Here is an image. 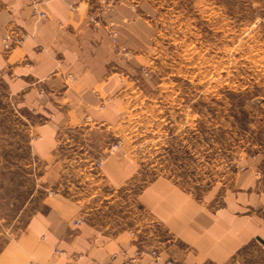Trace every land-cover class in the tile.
<instances>
[{
  "label": "rangeland",
  "instance_id": "rangeland-1",
  "mask_svg": "<svg viewBox=\"0 0 264 264\" xmlns=\"http://www.w3.org/2000/svg\"><path fill=\"white\" fill-rule=\"evenodd\" d=\"M86 3L93 24L109 10L124 11L120 51L136 55L137 68L121 98V120L104 126L87 118L71 131L60 145L56 183L46 189L28 117L0 81V233L13 238L44 195L62 194L79 200L91 223L127 231L135 248L164 259L157 247L163 224L141 200L152 181L202 195L251 166L264 193V0ZM118 152L133 158L137 172L111 188L103 168Z\"/></svg>",
  "mask_w": 264,
  "mask_h": 264
},
{
  "label": "crops",
  "instance_id": "crops-1",
  "mask_svg": "<svg viewBox=\"0 0 264 264\" xmlns=\"http://www.w3.org/2000/svg\"><path fill=\"white\" fill-rule=\"evenodd\" d=\"M90 5L86 0H0V81L28 117L31 152L46 168V189L56 183L60 145L71 131L87 118L104 126L120 122L121 98L137 68V56L124 58L120 51L127 45L124 11L109 10L93 24ZM109 26L122 34L117 46ZM24 34L28 38L18 45L16 38ZM136 168L131 156L118 152L105 163L104 180L120 188ZM141 200L163 224L166 238L157 247L164 260L264 264V193L253 167L202 195L156 179ZM85 217L79 200L44 195L19 233L9 240L0 233V264H111L112 254L134 250L129 232L108 230Z\"/></svg>",
  "mask_w": 264,
  "mask_h": 264
},
{
  "label": "built area",
  "instance_id": "built-area-1",
  "mask_svg": "<svg viewBox=\"0 0 264 264\" xmlns=\"http://www.w3.org/2000/svg\"><path fill=\"white\" fill-rule=\"evenodd\" d=\"M73 10H77L73 8ZM41 18H46L47 15L42 12H37ZM91 18H94V14L90 13ZM109 34L111 36V40L115 45H118L119 42V32L114 27L109 28ZM28 38L27 34L23 36H18L15 42L18 45H22L24 41ZM7 40H10V36H8ZM125 51V49H123ZM114 147L112 148V151ZM98 166L101 165V162L97 163ZM148 259V263H144L143 261ZM111 264H178L175 260L169 259L164 260L158 250H146L144 248L136 247L133 251L129 250H121L120 252L114 253L111 256Z\"/></svg>",
  "mask_w": 264,
  "mask_h": 264
}]
</instances>
